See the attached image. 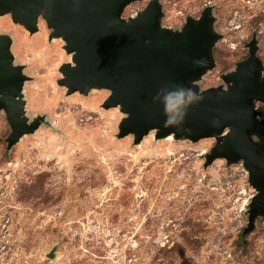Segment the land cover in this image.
I'll return each instance as SVG.
<instances>
[{"label": "rangeland", "instance_id": "rangeland-1", "mask_svg": "<svg viewBox=\"0 0 264 264\" xmlns=\"http://www.w3.org/2000/svg\"><path fill=\"white\" fill-rule=\"evenodd\" d=\"M150 0L125 6L135 15ZM161 24L180 29L212 6L214 66L194 83L225 86L223 75L256 40L264 67V0H159ZM14 63L27 76L25 115L38 127L8 144L0 109V264H264V215L247 226L254 189L241 161L205 164L214 137H117L125 115L102 106L106 88L66 93L59 66L71 60L39 17L29 32L0 16ZM264 118V102H256ZM247 203V204H246ZM53 251L54 256L50 257Z\"/></svg>", "mask_w": 264, "mask_h": 264}, {"label": "water", "instance_id": "water-1", "mask_svg": "<svg viewBox=\"0 0 264 264\" xmlns=\"http://www.w3.org/2000/svg\"><path fill=\"white\" fill-rule=\"evenodd\" d=\"M133 1L0 0V16L9 14L29 32L38 29L41 17L51 29L50 37L64 40L71 60L59 66L62 76L57 83L68 94L108 89L102 106L118 107L125 114L117 137L132 134L136 145L150 131L155 140L169 135L191 142L214 137L205 164L217 158L242 162L254 189L243 233L252 230L255 219L264 215V118L255 105L264 102V67L256 40L247 44V57L223 75L225 86L201 90L194 82L214 66L212 48L220 38L212 6L206 5L196 18L188 15L180 29H172L161 24L159 0L123 17L125 6ZM11 43V37L0 32V109L12 128L9 146L39 125L25 115L22 90L27 76L22 65L14 63ZM179 88L203 98L187 107L180 124L167 126L165 106L170 103L180 112L189 103Z\"/></svg>", "mask_w": 264, "mask_h": 264}, {"label": "clouds", "instance_id": "clouds-1", "mask_svg": "<svg viewBox=\"0 0 264 264\" xmlns=\"http://www.w3.org/2000/svg\"><path fill=\"white\" fill-rule=\"evenodd\" d=\"M181 93H187L188 105L184 106L183 111L177 112L176 108L172 104H167L165 106V124L167 126L180 124L186 115L187 107L195 102L200 101L203 97L195 93L192 89L179 88Z\"/></svg>", "mask_w": 264, "mask_h": 264}, {"label": "bare ground", "instance_id": "bare-ground-1", "mask_svg": "<svg viewBox=\"0 0 264 264\" xmlns=\"http://www.w3.org/2000/svg\"><path fill=\"white\" fill-rule=\"evenodd\" d=\"M151 132H153V131H150L148 134H151ZM147 134V135H148ZM168 138H170V139H172V140H174V137L172 136V135H169V136H166V137H164V138H160V139H168ZM157 140V139H156ZM142 141V140H141ZM141 143V142H140ZM139 143V144H140ZM139 144H137V145H139Z\"/></svg>", "mask_w": 264, "mask_h": 264}, {"label": "built area", "instance_id": "built-area-1", "mask_svg": "<svg viewBox=\"0 0 264 264\" xmlns=\"http://www.w3.org/2000/svg\"><path fill=\"white\" fill-rule=\"evenodd\" d=\"M202 151H203V154L206 153V149H202ZM252 195H253V193H252L251 196L249 197L250 200H251ZM250 200H249V202H250ZM246 204H247V203H246ZM248 204H249V203H248ZM247 209H248V208H247Z\"/></svg>", "mask_w": 264, "mask_h": 264}]
</instances>
